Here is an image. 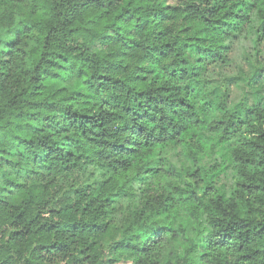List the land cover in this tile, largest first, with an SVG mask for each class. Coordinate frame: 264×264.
<instances>
[{
	"label": "trees",
	"instance_id": "1",
	"mask_svg": "<svg viewBox=\"0 0 264 264\" xmlns=\"http://www.w3.org/2000/svg\"><path fill=\"white\" fill-rule=\"evenodd\" d=\"M262 4L246 28L233 0H45L10 16L16 26L0 31V92L15 91L7 93L11 118L0 125V219L23 224L20 232L69 230L107 244L149 211L150 183L166 200L180 195L186 222L196 226L192 209L207 219L209 230L191 234L196 243L187 235L177 246L182 257L193 251L190 264H251L252 253H225L233 241L236 251L256 253L264 244L262 75L243 80L233 101L229 87L241 78L212 73L240 41L264 43ZM169 149L184 168L161 157ZM227 173L223 191L218 180ZM125 197H136V207L123 211ZM134 235L110 246L113 253L136 252L127 242ZM166 249L162 256L172 254Z\"/></svg>",
	"mask_w": 264,
	"mask_h": 264
},
{
	"label": "clouds",
	"instance_id": "2",
	"mask_svg": "<svg viewBox=\"0 0 264 264\" xmlns=\"http://www.w3.org/2000/svg\"><path fill=\"white\" fill-rule=\"evenodd\" d=\"M255 2L256 0H233L236 11L240 13L238 23L241 28H246L249 21L256 16ZM33 3L40 5L44 4L45 0H23L22 5H18L17 0H0V31L7 27H15L10 16H19L23 9L31 7ZM212 3H215V0H212ZM261 8L264 9V4ZM259 15L264 16V11H260ZM261 47L264 48V44ZM261 56L264 57V52ZM8 92L15 94L11 87H8L7 92H0V110H2L0 115L3 116V119H0V125H5L6 121L11 118L8 115L11 111L8 108V99H10ZM60 111L61 109H57L58 113ZM57 118L64 119L62 115ZM0 130L6 131L7 129L5 127ZM3 146L5 145L0 144V147ZM0 172H4V169L0 168ZM6 178L11 179L12 177L6 174ZM4 183L5 179L0 178V185ZM144 187L149 189V204L147 205L149 211L137 214L135 222L129 218L128 223L131 224V228L128 229L126 235L109 238L107 244L104 243L103 237H99L96 244H92V241L83 234L72 237L69 230L35 233L33 229L32 233L20 232V229L24 227L23 224L13 226L7 218L0 219V264H101V261L104 264H155L156 261L160 264H167L168 261H172L173 264H190L187 257L192 256L193 251H189L186 257H182L181 249L176 247V242L183 239L185 235H189V244L196 243L191 238V233L198 230H209L207 219L197 217L196 210L192 209L193 219L196 222L194 227L190 221L186 222L181 217V212L187 209V205L181 201L180 195L174 194L175 199L166 200L167 193L163 190L161 193L153 191V185L150 183L145 184ZM196 199L199 201L203 199V196H198ZM141 207H145L143 199H141ZM207 215L206 213L205 217ZM257 220L264 226V206ZM157 229H159L158 232ZM120 231H123V228ZM13 233L19 234L13 235ZM133 234H135L133 239L127 242L135 244L137 251L131 254L123 251L114 254L110 246H114L116 241L126 239L127 236H133ZM41 244L46 247H40ZM239 244L240 241H233L232 247L227 249L225 255L228 259L237 260L243 252H248L252 253L251 264H264V244L257 245L261 249L258 253L253 252L250 247L236 251ZM145 246L148 251L140 252L139 249ZM164 246L168 252L172 253L171 255H167V252L161 255V249ZM82 247L85 249L83 253L81 252ZM85 256L87 259L84 258ZM237 264H239L238 260Z\"/></svg>",
	"mask_w": 264,
	"mask_h": 264
},
{
	"label": "rangeland",
	"instance_id": "3",
	"mask_svg": "<svg viewBox=\"0 0 264 264\" xmlns=\"http://www.w3.org/2000/svg\"><path fill=\"white\" fill-rule=\"evenodd\" d=\"M167 4H175L176 0H165ZM11 37L8 35L3 36V40H9ZM252 36L248 39L240 41L232 50L231 54L229 55V64L223 68H215L212 73V76L215 77L217 80L221 81L223 78H228L231 81H235L237 78L239 81L237 84H233L229 87L230 99L233 101H238L242 93L244 92V84L243 80H247L249 77L255 74L254 76L257 77V73H261V86L264 89V57L261 56V53L264 52V48L261 47L264 43L255 44L252 40ZM264 95V90L262 92ZM161 157L171 161L178 169H182L186 166L185 158L179 154L177 149H169L167 151L161 152ZM213 162L211 160H207L204 162L205 167H211L210 164ZM231 185V178L230 174L220 175L218 180V187H220L223 191H228ZM200 188V186L198 187ZM136 197H125L120 201V205L122 206V210H131L136 207L137 203ZM183 219V218H182ZM192 234V233H191ZM187 236V235H185ZM185 236L183 239L178 240L176 242V247L179 244L185 242ZM183 246L181 247V249ZM167 250V249H166ZM199 250L195 253L197 256V261H199ZM200 264H203L202 262Z\"/></svg>",
	"mask_w": 264,
	"mask_h": 264
}]
</instances>
